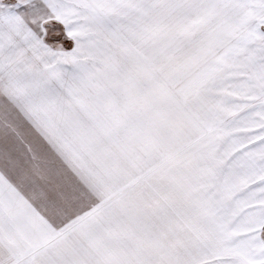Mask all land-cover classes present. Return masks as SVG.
Returning a JSON list of instances; mask_svg holds the SVG:
<instances>
[{
	"label": "snow or ice",
	"instance_id": "snow-or-ice-1",
	"mask_svg": "<svg viewBox=\"0 0 264 264\" xmlns=\"http://www.w3.org/2000/svg\"><path fill=\"white\" fill-rule=\"evenodd\" d=\"M0 264H264V0H0Z\"/></svg>",
	"mask_w": 264,
	"mask_h": 264
}]
</instances>
